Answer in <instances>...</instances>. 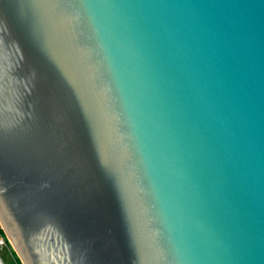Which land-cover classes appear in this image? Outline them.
Instances as JSON below:
<instances>
[{
    "label": "water",
    "instance_id": "water-1",
    "mask_svg": "<svg viewBox=\"0 0 264 264\" xmlns=\"http://www.w3.org/2000/svg\"><path fill=\"white\" fill-rule=\"evenodd\" d=\"M0 224L22 264H264V0H0Z\"/></svg>",
    "mask_w": 264,
    "mask_h": 264
},
{
    "label": "rangeland",
    "instance_id": "rangeland-1",
    "mask_svg": "<svg viewBox=\"0 0 264 264\" xmlns=\"http://www.w3.org/2000/svg\"><path fill=\"white\" fill-rule=\"evenodd\" d=\"M2 239L3 238L0 237V264H15L12 249L7 242L5 245L1 244L3 242Z\"/></svg>",
    "mask_w": 264,
    "mask_h": 264
},
{
    "label": "trees",
    "instance_id": "trees-1",
    "mask_svg": "<svg viewBox=\"0 0 264 264\" xmlns=\"http://www.w3.org/2000/svg\"><path fill=\"white\" fill-rule=\"evenodd\" d=\"M0 237L4 238L6 242L9 244L10 248L12 249V254L14 255V263L15 264H22L20 261L19 256L17 255L16 251L14 250L13 246L11 245L10 241L8 240L5 231L3 230L0 224ZM1 249V248H0Z\"/></svg>",
    "mask_w": 264,
    "mask_h": 264
},
{
    "label": "built area",
    "instance_id": "built-area-1",
    "mask_svg": "<svg viewBox=\"0 0 264 264\" xmlns=\"http://www.w3.org/2000/svg\"><path fill=\"white\" fill-rule=\"evenodd\" d=\"M2 240H3V242L1 244L5 245L6 244V240L4 238Z\"/></svg>",
    "mask_w": 264,
    "mask_h": 264
}]
</instances>
